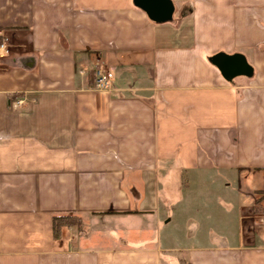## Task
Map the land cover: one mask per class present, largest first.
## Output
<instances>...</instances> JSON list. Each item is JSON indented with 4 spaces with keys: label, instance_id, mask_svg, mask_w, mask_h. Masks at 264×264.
I'll return each instance as SVG.
<instances>
[{
    "label": "crops",
    "instance_id": "0c3cea01",
    "mask_svg": "<svg viewBox=\"0 0 264 264\" xmlns=\"http://www.w3.org/2000/svg\"><path fill=\"white\" fill-rule=\"evenodd\" d=\"M170 2L0 0V264H264V0Z\"/></svg>",
    "mask_w": 264,
    "mask_h": 264
},
{
    "label": "water",
    "instance_id": "95a60500",
    "mask_svg": "<svg viewBox=\"0 0 264 264\" xmlns=\"http://www.w3.org/2000/svg\"><path fill=\"white\" fill-rule=\"evenodd\" d=\"M133 3L154 22L167 21L172 13L170 0H133ZM213 63L225 79H230L236 75L250 74V67L239 54L216 55Z\"/></svg>",
    "mask_w": 264,
    "mask_h": 264
},
{
    "label": "built area",
    "instance_id": "2783aa9c",
    "mask_svg": "<svg viewBox=\"0 0 264 264\" xmlns=\"http://www.w3.org/2000/svg\"><path fill=\"white\" fill-rule=\"evenodd\" d=\"M0 51H4L3 44H0ZM111 73L104 68H96L94 71V89L98 91L111 88Z\"/></svg>",
    "mask_w": 264,
    "mask_h": 264
},
{
    "label": "trees",
    "instance_id": "16d2710c",
    "mask_svg": "<svg viewBox=\"0 0 264 264\" xmlns=\"http://www.w3.org/2000/svg\"><path fill=\"white\" fill-rule=\"evenodd\" d=\"M80 219L76 215L62 214L52 217V230L57 233L61 227L68 228L74 224H79Z\"/></svg>",
    "mask_w": 264,
    "mask_h": 264
},
{
    "label": "rangeland",
    "instance_id": "374dc122",
    "mask_svg": "<svg viewBox=\"0 0 264 264\" xmlns=\"http://www.w3.org/2000/svg\"><path fill=\"white\" fill-rule=\"evenodd\" d=\"M78 217V216H77ZM80 219V218H79Z\"/></svg>",
    "mask_w": 264,
    "mask_h": 264
}]
</instances>
